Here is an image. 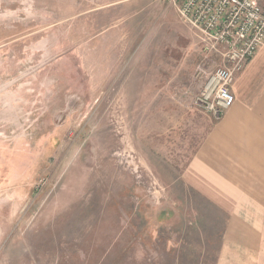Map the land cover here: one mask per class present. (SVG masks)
Listing matches in <instances>:
<instances>
[{
  "label": "rangeland",
  "instance_id": "374dc122",
  "mask_svg": "<svg viewBox=\"0 0 264 264\" xmlns=\"http://www.w3.org/2000/svg\"><path fill=\"white\" fill-rule=\"evenodd\" d=\"M220 64L168 0H0V264H216L182 174Z\"/></svg>",
  "mask_w": 264,
  "mask_h": 264
},
{
  "label": "crops",
  "instance_id": "0c3cea01",
  "mask_svg": "<svg viewBox=\"0 0 264 264\" xmlns=\"http://www.w3.org/2000/svg\"><path fill=\"white\" fill-rule=\"evenodd\" d=\"M231 90L235 103L220 120L206 113L182 179L227 215L216 264H264V49Z\"/></svg>",
  "mask_w": 264,
  "mask_h": 264
},
{
  "label": "built area",
  "instance_id": "2783aa9c",
  "mask_svg": "<svg viewBox=\"0 0 264 264\" xmlns=\"http://www.w3.org/2000/svg\"><path fill=\"white\" fill-rule=\"evenodd\" d=\"M178 17L201 36L206 50L221 57L196 106L220 120L235 103V77L264 49L262 0H168Z\"/></svg>",
  "mask_w": 264,
  "mask_h": 264
}]
</instances>
